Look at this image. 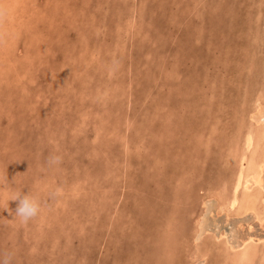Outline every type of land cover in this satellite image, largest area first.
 I'll use <instances>...</instances> for the list:
<instances>
[{
	"label": "rangeland",
	"instance_id": "374dc122",
	"mask_svg": "<svg viewBox=\"0 0 264 264\" xmlns=\"http://www.w3.org/2000/svg\"><path fill=\"white\" fill-rule=\"evenodd\" d=\"M259 96L264 0H0V262L223 264L258 237L263 264L264 220L208 211Z\"/></svg>",
	"mask_w": 264,
	"mask_h": 264
},
{
	"label": "bare ground",
	"instance_id": "6f19581e",
	"mask_svg": "<svg viewBox=\"0 0 264 264\" xmlns=\"http://www.w3.org/2000/svg\"><path fill=\"white\" fill-rule=\"evenodd\" d=\"M249 119H250L251 123H253L255 125V128H250L245 132L244 144H243L244 148L241 151V154L238 156V166H237V169L235 170V173H234V179L230 182L229 187H227V190H229V194L226 197L223 196V198H222L223 200L220 204H218L219 201L218 202L216 201L215 203L213 202V207L212 206L209 207L208 211L212 212L213 209L215 208L217 210H220V212L221 211L225 212L224 214L226 217L229 216L230 210H233V212H231V213H233L234 215H240L243 213H248V212L250 213L251 212L255 215V218L261 223L264 220V208L261 209L259 207V196L258 195H259L260 191H264V172H263L264 171V160L262 159L261 155L258 154L259 153L258 148L260 145H262L261 143L264 144V98L263 97L259 96L257 98V100L255 101V107L250 112ZM263 147H264V145H263ZM262 148L260 150L264 151ZM215 191L217 192L218 190H215ZM213 193H214V191H213ZM215 194H213V196H214L215 200H217V197L215 196ZM213 196L211 198H213ZM203 204H207V201H204ZM210 214L212 215V213H210ZM225 216H223V217H225ZM203 217H205V215ZM206 218H205V220H206ZM166 221L164 222L165 223V226H164L165 229L163 227L164 233L167 232V231H165L167 228L166 227ZM184 223H185V221L183 219V224ZM205 224H207V223H205ZM198 225H199V227H198L196 233H193L194 237H192V238L194 241L200 240V237H202L205 234L202 226H200L199 223H198ZM169 228L171 229L170 226H169ZM227 228H228V226H227ZM216 229H217V227H216ZM158 230H160V229H158ZM229 234L231 235V233H229ZM213 236L215 237V235H213ZM253 238H256V237H252V238L247 237V239L241 238V241L239 240V242H236L234 244L230 243L229 240H226V244H223L221 247L218 248L219 250L221 249L224 254L226 253L223 256V261H224L223 264H250L252 262L253 258L256 256V254L259 253L257 251H258L259 245L261 244L259 242L252 241ZM256 239H258V237ZM216 245H217V243H216ZM205 246L206 245L203 244V247L205 250H203V249L199 250L198 257H202L205 259L207 254L212 249V247L210 248L208 246L207 247H205ZM217 247H218V245H217ZM261 249H264V248H261ZM165 250H168V249L166 248ZM188 251H190V250H188ZM263 252H264V250H263ZM258 255L259 254H257V257H258ZM261 255H263V253ZM204 259H202V260H204ZM259 260H255V261H259ZM210 261H212V260H210ZM201 262L202 261H200L199 263H197V262L196 263L200 264ZM253 263H254V261H253ZM190 264H192V263H190Z\"/></svg>",
	"mask_w": 264,
	"mask_h": 264
},
{
	"label": "clouds",
	"instance_id": "9594fccd",
	"mask_svg": "<svg viewBox=\"0 0 264 264\" xmlns=\"http://www.w3.org/2000/svg\"><path fill=\"white\" fill-rule=\"evenodd\" d=\"M11 200H18V206L15 211V216L19 217L22 223H27L32 218L36 217L40 211V202L37 197L27 193H16ZM7 264V262H0Z\"/></svg>",
	"mask_w": 264,
	"mask_h": 264
}]
</instances>
